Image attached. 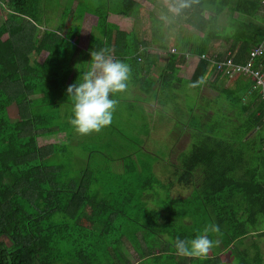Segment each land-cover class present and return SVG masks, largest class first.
<instances>
[{"label":"trees","instance_id":"obj_1","mask_svg":"<svg viewBox=\"0 0 264 264\" xmlns=\"http://www.w3.org/2000/svg\"><path fill=\"white\" fill-rule=\"evenodd\" d=\"M63 1L54 0V13L50 0H2L9 18L0 19V264H264V86L237 67L264 79V17H257L264 0H193L176 16L179 39L191 38L188 51L167 50L165 41L174 42L159 34L169 25L154 15V0ZM145 7L156 27L146 31L149 39L138 22ZM225 8L229 22L221 26ZM85 13L97 20L81 48ZM49 14L57 19L53 26ZM105 46L131 65L130 84L146 72L151 55L169 54L160 78L179 80V89L172 83L166 91L179 96V119L187 126L179 134L188 145L159 144L166 138L129 130L119 131L114 145L120 120L94 141L75 131L67 88L81 81L91 52ZM192 58L187 78L180 68ZM209 68L219 82L212 88L217 113L207 126V103L185 93ZM229 77L234 85L225 84ZM111 148L128 165H141L137 190L120 187L123 173L112 178L95 168H108L99 155H112ZM146 191L153 192L148 200L129 201ZM210 224L220 231L208 233L216 244L206 258L177 254L171 241L194 239Z\"/></svg>","mask_w":264,"mask_h":264},{"label":"crops","instance_id":"obj_2","mask_svg":"<svg viewBox=\"0 0 264 264\" xmlns=\"http://www.w3.org/2000/svg\"><path fill=\"white\" fill-rule=\"evenodd\" d=\"M3 5L4 3L2 2V0H0V11L4 12L5 10L2 8ZM263 9L264 7H262V11H259V14L257 15V17L261 16L262 13L264 14ZM207 14H209V12L206 11V15ZM234 16H238V13L234 12ZM93 17L96 18V16H93ZM179 33H180V28H179ZM90 34L88 35L89 38H90ZM190 42H191V38L187 40L179 39V45H176L175 43L174 44L168 43L167 41H165V44L167 46L168 51L171 50L170 49L171 47H177L179 51L181 50L188 51L187 49H189V47L191 46V45H188ZM87 43L85 47L83 48H86ZM219 50H220V47H219ZM42 60L43 59H39V61H42ZM168 61H169V54H166L165 52H162L158 56L151 55L145 63L144 68L146 72L142 71L138 75V79H136V81L130 84L128 91L123 94H120V96L116 98L119 101V103L114 113V117H113V121L111 125L115 124L118 120H120L119 121L120 123H116L112 129V136L114 137L113 139L114 145L122 139L119 133V131L121 130L122 131L129 130V131H132L133 133L137 131L143 137L153 136L155 138L157 137L166 138L162 140V143L164 141H167L171 145L175 144L178 146L180 141H183L182 145L189 144V139H186V140L184 139L186 137V134L183 133V136L179 134V96L178 97L176 96V93H175L176 90L174 91L171 89L172 91H169V92L166 91L167 86L172 83H174L172 87H176L179 89V80H174L176 78H172L173 81L165 82L162 79V77L160 78V76L165 72V69L167 68ZM195 61H196L195 58H192L191 61L186 66L180 68L181 74L185 76L187 75L186 77L188 78L192 73V69L194 67ZM142 74H148V75L142 76ZM171 75H173V72L171 73ZM210 75L211 74H210V68H209L205 74L204 79L209 80L210 82H213V83L207 82V85L203 83L200 89L203 86H205V91L206 90L212 91L211 95H208V93L206 94L204 92L201 93L200 90L198 94H196L194 92V88L189 87L190 84H187L188 85L186 89L187 92L185 93V94L192 95L194 99L193 102L195 101V103L199 99V96L202 98L204 102L207 103L208 106H207L206 114L208 117L203 115L204 117L207 118V122L203 124L204 125L207 124V126H209V124H211L212 122L211 116L213 115L215 116V114L217 113L216 106H213V99L217 96L216 95L217 93L212 88L216 86V84L219 82L218 80L216 83V81H214V79L211 78ZM235 77L227 78L229 82L225 84L230 83L231 85H234L233 80H236ZM238 77H240V79H244V76H238ZM143 83L144 84L147 83V85L150 86V88L145 89V86L143 87L144 85ZM168 97H172L175 101H171V102L167 101L166 99ZM244 98H247V95ZM181 100H184V99L182 98ZM133 101L135 102V105L132 106V108L129 111H127L126 110L127 107ZM180 107L183 109L186 108L185 104L183 103H180ZM223 109H224L223 107L220 108L219 109L220 112ZM135 119L138 120V123L135 121ZM180 126L187 127L184 122L180 123ZM108 127L109 126L105 127V129ZM160 129L166 130L167 132H164L163 134H161L160 132H158ZM111 152H112V155H99L101 162L108 165V168H105L102 165H96L95 168L96 169L100 168L101 169L100 172L103 175L111 173L112 178L121 176L123 173L121 179L119 180L120 187L126 186V184L127 185L130 184L134 189H136L137 183L133 179L139 177L136 172V169L141 172V169H142L141 165L139 163L137 165H135L136 163L128 165L130 163H128L127 161H124L121 152L116 153L115 155L114 148H111L108 151V154H110ZM148 191L142 194L134 195L129 201L131 203L132 202L136 203L137 201H140V200H148L149 199L148 195L153 193V192H148ZM139 196L140 198L138 199Z\"/></svg>","mask_w":264,"mask_h":264},{"label":"clouds","instance_id":"obj_3","mask_svg":"<svg viewBox=\"0 0 264 264\" xmlns=\"http://www.w3.org/2000/svg\"><path fill=\"white\" fill-rule=\"evenodd\" d=\"M192 3L193 0H163L167 14L173 17L189 9ZM131 79V65L116 58L109 47L93 50L89 68L82 74L81 81L67 88L68 97L73 102V118L69 123L75 131L80 135H89L110 126L119 103L112 96L127 92ZM204 82L201 77L189 87L196 88ZM219 231L218 225L210 224L194 239L183 240L177 237L171 242L179 255L206 258L216 244L208 233Z\"/></svg>","mask_w":264,"mask_h":264},{"label":"rangeland","instance_id":"obj_4","mask_svg":"<svg viewBox=\"0 0 264 264\" xmlns=\"http://www.w3.org/2000/svg\"><path fill=\"white\" fill-rule=\"evenodd\" d=\"M51 1V7L50 10L54 11V13H56L57 11L54 9V0H50ZM77 0H73V4L75 5ZM156 3H158V5L155 6V8L153 9L154 11V15L158 18H161L162 16L165 18L163 19L165 24H168L169 27H165V25H163V27H160L159 30V34L165 33L166 38L168 40L171 39L176 45H179V18H177L176 16L173 17L170 14H167V12H164L162 10L161 7H165L163 4V0H154ZM61 4H63V0H60ZM262 7H264V4L262 5ZM166 8V7H165ZM3 9L5 10L0 11V19L4 20V19H8L9 18V13H7L6 11H8V8L6 7V5H3ZM264 10V9H263ZM49 13V12H48ZM47 13V14H48ZM94 15L91 13H86L82 16L81 20H80V36H79V42H78V46L83 48L85 47L86 43L89 40V34L92 33L94 31V26L96 24V18L93 17ZM138 22L140 25V29L143 32V36L146 37V39H149V35L146 33V31L149 30V28L151 29V27L154 29L155 27V20H153L151 17L148 16L147 13V9L146 7L143 8V10H141L138 14ZM50 18L49 21V25L53 26L56 22L57 19L53 14H49L48 16ZM260 17H264V14L262 13ZM59 18V17H58ZM229 18V11L227 8L224 9V11L219 15V22L221 23V26L223 23L225 22H229V20H227ZM263 20V18H262ZM70 23V20L67 21V24ZM170 23V24H169ZM153 29H151V33L153 32ZM156 29V27H155ZM158 34V35H159ZM170 40V41H171ZM215 45H217V42H214ZM171 50H177V47H171ZM219 50V47H215L214 50L211 49V47L208 49V53H214L217 52ZM46 53H42L40 55V59H43L45 57ZM192 67V66H191ZM187 76V75H186ZM229 82L228 80L225 81V83ZM201 93H208V95L212 94V91L210 90H206L205 91V86H203L200 89ZM184 100H186V97H183ZM193 102V99H192ZM14 112V111H13ZM181 115V112H179V116ZM12 118H16V115H12ZM135 121L138 123V120L135 119ZM180 123H183V120L179 119V126ZM158 132H160L161 134H163L164 132H167L166 130H162L160 129ZM106 133L105 128L101 131L100 134H104ZM90 136V140L89 141H94L96 136H98V133H92L89 134ZM186 139V137H185ZM159 140V144L162 143L161 139ZM189 191V188H186L183 191H179L181 192V195L187 193ZM4 239L6 243H9L8 240L6 239V237H2L1 240ZM248 242V241H246ZM262 251H263V257H264V240H262Z\"/></svg>","mask_w":264,"mask_h":264},{"label":"built area","instance_id":"obj_5","mask_svg":"<svg viewBox=\"0 0 264 264\" xmlns=\"http://www.w3.org/2000/svg\"><path fill=\"white\" fill-rule=\"evenodd\" d=\"M260 49L261 48L259 47L258 50H257V52H255V53L252 52L251 55L254 56L255 54L259 53L260 52ZM237 67H238V69L243 68L244 71H250V72H252L254 75H256L258 77L257 78V82L259 84H261L262 86H264V79H263L262 75H260V74L257 73V71L251 70L250 68H248V66H241V65L239 66L238 65Z\"/></svg>","mask_w":264,"mask_h":264}]
</instances>
